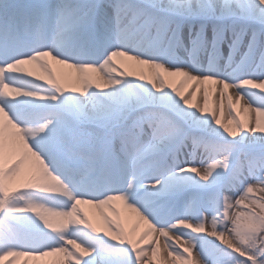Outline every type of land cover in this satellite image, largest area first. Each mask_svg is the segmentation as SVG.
<instances>
[{"label":"snow or ice","instance_id":"snow-or-ice-1","mask_svg":"<svg viewBox=\"0 0 264 264\" xmlns=\"http://www.w3.org/2000/svg\"><path fill=\"white\" fill-rule=\"evenodd\" d=\"M48 257L264 264V0H0V264Z\"/></svg>","mask_w":264,"mask_h":264},{"label":"bare ground","instance_id":"bare-ground-1","mask_svg":"<svg viewBox=\"0 0 264 264\" xmlns=\"http://www.w3.org/2000/svg\"><path fill=\"white\" fill-rule=\"evenodd\" d=\"M53 69L57 72V73H59V72H67V71H70V70H68V69H64V68H62V66H59V65H55V64H53ZM39 74V73H38ZM174 80H176V81H178L179 80V78H173ZM191 85H188V86H186L185 87V91H187L188 90V87H190ZM227 104V101L225 100V105ZM236 108H237V111H239V105H236ZM85 212H87L88 213V215H89V218L93 221V223H96L98 226L100 225V220H99V214H98V212L95 210V209H92L90 206H88V205H81L80 206ZM129 216H132L133 214H128ZM132 223H127L126 224V228L128 229V230H131V228H132ZM142 227H143V225H142ZM23 259L24 258H21L20 259V261L18 262V264H23ZM46 260L48 261V264H53V262H55V261H57V260H59V261H64V258L63 257H54V258H52V257H48V258H46ZM64 264H66V261L64 262Z\"/></svg>","mask_w":264,"mask_h":264},{"label":"rangeland","instance_id":"rangeland-1","mask_svg":"<svg viewBox=\"0 0 264 264\" xmlns=\"http://www.w3.org/2000/svg\"><path fill=\"white\" fill-rule=\"evenodd\" d=\"M128 215V214H127ZM52 258H54V257H52Z\"/></svg>","mask_w":264,"mask_h":264}]
</instances>
